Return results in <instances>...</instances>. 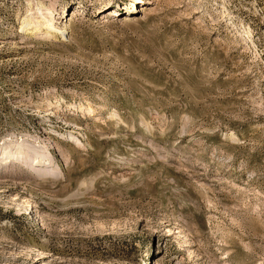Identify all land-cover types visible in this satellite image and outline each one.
I'll use <instances>...</instances> for the list:
<instances>
[{
  "label": "rangeland",
  "instance_id": "1",
  "mask_svg": "<svg viewBox=\"0 0 264 264\" xmlns=\"http://www.w3.org/2000/svg\"><path fill=\"white\" fill-rule=\"evenodd\" d=\"M1 148L0 264H264V0H0Z\"/></svg>",
  "mask_w": 264,
  "mask_h": 264
},
{
  "label": "bare ground",
  "instance_id": "2",
  "mask_svg": "<svg viewBox=\"0 0 264 264\" xmlns=\"http://www.w3.org/2000/svg\"><path fill=\"white\" fill-rule=\"evenodd\" d=\"M137 2H140V0H137ZM46 28H53V23L52 22H50V24H48L47 26H46ZM63 31H60V33H62ZM18 148V147H17ZM5 150H6V148L2 151V148L0 149V156L2 157V155H3V153L5 152ZM34 150L35 149H33L32 151H30V153L31 154H33L34 153ZM1 153H2V155H1ZM18 151H15V155H17L18 156ZM31 164H33V165H37V162L35 161H33Z\"/></svg>",
  "mask_w": 264,
  "mask_h": 264
}]
</instances>
